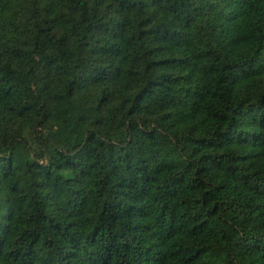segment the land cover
Masks as SVG:
<instances>
[{
  "label": "trees",
  "instance_id": "1",
  "mask_svg": "<svg viewBox=\"0 0 264 264\" xmlns=\"http://www.w3.org/2000/svg\"><path fill=\"white\" fill-rule=\"evenodd\" d=\"M0 264H264V0H0Z\"/></svg>",
  "mask_w": 264,
  "mask_h": 264
},
{
  "label": "rangeland",
  "instance_id": "2",
  "mask_svg": "<svg viewBox=\"0 0 264 264\" xmlns=\"http://www.w3.org/2000/svg\"><path fill=\"white\" fill-rule=\"evenodd\" d=\"M36 61L40 63V61L38 59H36ZM37 91L41 94L42 93V88L41 87H38L37 88Z\"/></svg>",
  "mask_w": 264,
  "mask_h": 264
}]
</instances>
